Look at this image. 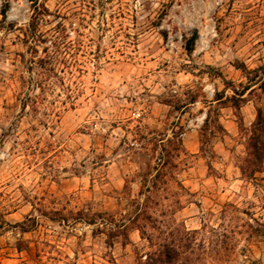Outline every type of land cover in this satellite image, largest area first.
<instances>
[{"label": "rangeland", "instance_id": "1", "mask_svg": "<svg viewBox=\"0 0 264 264\" xmlns=\"http://www.w3.org/2000/svg\"><path fill=\"white\" fill-rule=\"evenodd\" d=\"M259 107L264 0H0V264H264Z\"/></svg>", "mask_w": 264, "mask_h": 264}, {"label": "trees", "instance_id": "2", "mask_svg": "<svg viewBox=\"0 0 264 264\" xmlns=\"http://www.w3.org/2000/svg\"><path fill=\"white\" fill-rule=\"evenodd\" d=\"M197 38V33L188 40L186 48L193 49V44ZM209 118H206V123ZM247 156L241 165L242 172L247 176H253L256 172L264 169V111L257 109V117L251 127L246 130ZM171 141V139H170ZM158 176V173H157ZM151 215H148V218ZM180 246L174 243H162L153 253L147 255L144 264H180Z\"/></svg>", "mask_w": 264, "mask_h": 264}]
</instances>
